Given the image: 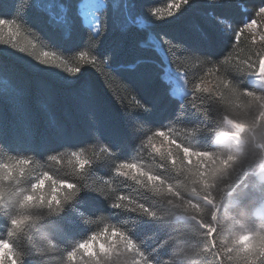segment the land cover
<instances>
[{"label": "trees", "instance_id": "obj_1", "mask_svg": "<svg viewBox=\"0 0 264 264\" xmlns=\"http://www.w3.org/2000/svg\"><path fill=\"white\" fill-rule=\"evenodd\" d=\"M111 2L112 0H105L109 8L98 12L103 22L102 27L108 30L103 32L99 42H93L88 38L90 33L86 31L87 25L83 28L80 26L81 18L77 15L78 0H57L53 9L56 13L60 8L63 9L59 15L68 16L74 21L71 41L63 39L47 23L48 12L42 8L45 0H0V19H16L20 25L4 26L3 36L0 37L6 41L0 43V141L6 145L0 147V162L14 163L17 159L15 153L28 152L31 149L35 154L29 153L32 158L29 167L39 166L57 171V166L46 159V152H54L65 145L75 149L92 141L88 132V113L82 107L83 98L80 95L81 86L85 82L90 86L88 101L95 108L99 131L103 137L92 141V146L99 150L107 141L123 147L121 158L135 157L137 149L132 148L133 141L126 134L128 114L137 117L140 123H146V127L138 129L137 132L138 136L144 138L145 132L151 134L150 128L166 131L168 127H172L179 132L184 128L197 126V117L191 115L195 109L186 104L184 114L181 115V99L172 95L171 83L157 79L155 73H163L164 66L168 65L171 70L183 73L186 79L191 81L195 77L198 81L213 65L209 64L202 69L192 67L188 57L178 56L171 45L182 43L198 55L209 54L217 62L229 55L236 59L250 54L252 37L245 29L239 40L231 36L229 30H226L229 31L228 36H220L210 29L207 17L213 10L205 0H189L188 4L181 3L178 9L172 6L176 0H129L131 15L125 32L112 28L114 17L110 10ZM238 2L241 4L239 11L235 7L222 10L224 15L235 21L237 30L243 28L240 11H248L254 18L251 10L258 6L259 0ZM17 8L23 19H17ZM149 8L161 19H156L149 13ZM169 12L173 15L169 16ZM196 25L208 32L207 42L202 41L195 32ZM149 36L164 42L165 51L169 53L167 57L165 52L155 50V44L149 41ZM21 47L25 52H19ZM260 47L264 45L257 42V50ZM108 53H111V58ZM93 56L96 57L95 62L89 63ZM137 59H149L155 63L141 64L136 72L119 69L120 65L134 63ZM71 68H79L80 71L70 74L68 69ZM77 76L81 79L75 84L69 85L63 80V77L74 79ZM208 79L214 78L209 76ZM237 79L244 80L243 77ZM250 80H244L242 86L252 87ZM188 88H191V83ZM191 99L190 96L189 100ZM138 102L145 107H151L152 111L143 112L137 106ZM52 120L63 128V136H58L50 127ZM24 126L30 129V142L21 136ZM198 126L204 127L205 124ZM209 138L207 133L200 134L197 143L204 145ZM154 142L157 146L161 145L159 138L154 137ZM63 165L68 164L65 162ZM106 175L103 169L96 170L97 178ZM83 200L82 206L70 210L76 214L72 219L82 214L83 218L93 221L100 214L109 216L110 212L119 211L111 210L108 202L98 193L83 196ZM74 203L75 198L69 201V204ZM60 215L64 216L65 213ZM52 219L54 218H49ZM135 219L136 214L121 212L113 220L126 222L132 227L131 234L136 240L150 237L156 225L145 223L147 218H140L133 223ZM7 226L0 222V235L6 232ZM42 229L53 234L56 226L44 223ZM85 231L89 233L92 228L89 225L77 228L73 235L79 239ZM166 237L167 234L161 232L159 240ZM147 241L149 248L158 243L156 239ZM167 252L168 249L163 255Z\"/></svg>", "mask_w": 264, "mask_h": 264}, {"label": "clouds", "instance_id": "obj_2", "mask_svg": "<svg viewBox=\"0 0 264 264\" xmlns=\"http://www.w3.org/2000/svg\"><path fill=\"white\" fill-rule=\"evenodd\" d=\"M244 80L216 79L208 130L178 133L185 148L168 152L165 165L145 158L123 170L158 209L150 215L170 225L166 255L153 259L143 247L151 237L136 240L132 227L105 214L85 237L59 245L42 229L48 206L74 195L75 184L60 183L73 170L59 162L57 171L25 164L23 180L0 172V219H20L18 239L42 254L37 264H264V92L246 89ZM203 133L210 138L199 145ZM38 190L44 196L36 200Z\"/></svg>", "mask_w": 264, "mask_h": 264}, {"label": "snow or ice", "instance_id": "obj_3", "mask_svg": "<svg viewBox=\"0 0 264 264\" xmlns=\"http://www.w3.org/2000/svg\"><path fill=\"white\" fill-rule=\"evenodd\" d=\"M205 2L208 7L213 10L207 17L210 29L220 36H228L230 31L231 36H234L239 40L244 29L255 32L258 26H264V0H259L258 6L251 10L256 18H252V15H249L248 11H240V22L243 24V28H240L239 30H237V26H235V21L229 16L224 15L222 11L227 7H235L239 11L241 4L238 0H205ZM181 3L188 4L189 0H176V3L172 6L178 9ZM56 4L57 0H45V3L42 5V8L48 12L47 23L53 27L63 39L71 41L73 39L74 21L68 16L59 15L53 11ZM107 8H109V5L105 3V0H78L77 15L81 18L80 26L83 28L84 25H87L86 31L90 33L88 38L93 42H99L103 32L108 30L107 28L102 27L103 22L101 21L100 16L96 15V13L103 12ZM110 10L113 12L114 17L112 26L113 30L125 32L127 30V25L130 23L131 13L129 0H112ZM61 11H63V9H61ZM148 12L154 15L156 19H161L152 8H149ZM17 14V19H23V17L19 15L18 8ZM168 15L171 16L173 13L169 12ZM181 15H183V13H181ZM6 25H16L17 27H20V25L17 24L16 19L11 21L0 19V37L3 36L2 29ZM194 30L202 41L207 42L209 40L208 32L201 29L199 25L194 26ZM148 39L155 44V50L157 52H165V56L167 57L169 53L165 51L163 41H158L152 36H149ZM0 43H6V41L0 39ZM169 43L171 44V42ZM259 43L264 45V33L259 34ZM256 45L257 40L255 35H253L249 55L238 57L236 59H233V57L229 55L218 62L212 60L209 54L198 55L182 43L171 45L172 50L176 52L178 56L188 57L189 61H191L192 67L202 69L209 64L213 65L208 73L199 77L198 81L195 77L190 81L185 77L172 73L171 70L168 69L164 70L163 73L160 71L155 73L156 78L161 81L175 78L182 82L184 87L178 90L181 99V115L184 114L183 110L185 105L190 104L191 107L195 109V112L191 115L197 117V126L184 128L179 132L172 127H168L166 131L150 128L149 131L151 134L145 132L144 136L146 138H144L138 136L137 132L138 129L145 128L146 123H140L137 117L128 114L126 134L127 137L133 141L132 148L137 149V155L135 157L129 156L121 158L120 153L123 151V147L110 144L107 141L104 142V146L100 147L99 150H96V148L92 146V141L97 138L103 139V137L99 131V121L96 117L95 108L88 101L90 86L86 82L82 84L80 89V95L83 98L82 107L88 113V132L92 137V141H89L86 146H77L75 149L70 145H65L54 152L45 153V157L48 161H51L54 164L59 162L61 165L67 162L73 170L74 174L64 176L60 183L76 185L74 195L66 197L59 204H57L56 201H53L52 204L48 206V212L54 219L47 220L46 223L54 224L56 226V231L53 233V236L58 240L59 245L67 244L69 241H75L76 238L73 235V231L77 228H84L92 221L91 219L83 218L82 214L77 216L76 219H72V216L76 214L72 213L70 210L73 207H80L83 205V196H88L91 193H98L108 202V207L111 210H119L110 212L108 214L110 218L117 219L121 212H127L136 214V219L133 223L139 221L140 218H147L145 223L155 224L156 228L152 232L150 239H156L158 243L149 248L148 241H146L143 247L146 252L152 253L153 259L157 256L163 255L167 248L164 247L162 243L165 239L159 240V236L161 232H165L168 237L171 234V227L162 217L150 215L158 209H156L152 203L148 193L139 187L135 180L131 179L126 174H122L123 170L126 167L139 165L140 161L145 158L153 159L159 164L165 165L168 158V152L177 148H185V146L181 145L177 139L178 133L207 131L208 129L206 126L212 115L210 101L216 92L215 81L217 78L224 77L237 79V77H246L253 82L252 87H245L246 89L254 92H264V47H260L259 50H257ZM12 46L16 47L15 44ZM19 52L23 53L25 52V49L21 47L19 48ZM81 55L83 56V53ZM108 56L111 58V53H108ZM95 60L96 57L93 56L89 63H93ZM105 63H107V61H105ZM149 63H155V61L149 59H137L134 63L120 65L119 69L127 72H136L139 65ZM79 71V68L68 69L70 74ZM186 75L187 73L185 76ZM209 76L214 79L209 80ZM80 79L81 78L78 76L74 79L63 77L64 82L69 85L75 84ZM189 83H191L190 89L188 88ZM210 84L212 86H209ZM176 94L177 92L172 93V95ZM190 96L192 97L191 100H189ZM198 101L199 103H197ZM137 106L145 113H150L152 111L151 107H145L144 105L139 104V102ZM199 124H205V126L200 127L198 126ZM50 127L54 129L58 136L64 135L63 128L58 126L54 120L50 121ZM163 127L164 126H161V128ZM30 135V129L27 126L22 127L21 136L25 141L30 142ZM154 137L160 139V146H157L154 142ZM164 145H167V147L165 148ZM0 147H6L3 141H0ZM166 149L167 151H165ZM186 150L189 152L194 151V149L191 148ZM30 152L33 153V155L35 154L31 149H29L28 152L15 153L17 157L15 162L0 168V172L5 175L11 174V176L19 177L23 180L24 172L27 170L25 164L30 165L32 163V158L29 156ZM81 164H83V167H81ZM206 166L205 162V171ZM97 169H103L107 175L97 178ZM161 172L162 175L165 174L166 168L162 169ZM63 190L67 191L66 188ZM32 195L36 200H39L44 196V192L38 190V193L34 192ZM74 198L75 203L69 204V201ZM49 199H51V196H48L44 200V203H47ZM192 203H197L196 199H193ZM209 207H212V205H209ZM61 213H65V215L61 216ZM189 218L193 219L194 222L200 223L196 214ZM0 222L4 223L6 226L10 225L6 227V232L0 235V264H37V260L41 258L42 254L31 250L29 246L22 244L18 239L17 229L20 225V219L18 218L12 221L2 219ZM87 234L88 232L85 231L80 238L82 239ZM45 264H47L46 259Z\"/></svg>", "mask_w": 264, "mask_h": 264}, {"label": "rangeland", "instance_id": "obj_4", "mask_svg": "<svg viewBox=\"0 0 264 264\" xmlns=\"http://www.w3.org/2000/svg\"><path fill=\"white\" fill-rule=\"evenodd\" d=\"M60 10H61V8H60ZM60 10H59V12H57L58 14H60ZM96 15H98V13H96ZM254 18H256V17H254ZM248 22H250V21H248ZM245 32H247L252 38H253V35H255L257 42H259V34L264 33V26H258V28L255 30V32L250 31L248 29H245ZM166 69L171 70V68L168 65L164 66V70H166ZM171 72L178 75V76L184 77L183 73H181L179 71L171 70ZM168 81L172 84V93L177 92L176 96L180 98L178 90L182 89L184 87L182 82L178 81L175 78L169 79Z\"/></svg>", "mask_w": 264, "mask_h": 264}]
</instances>
